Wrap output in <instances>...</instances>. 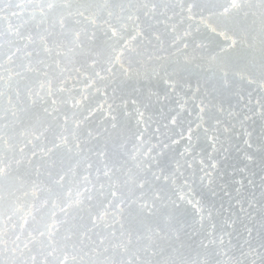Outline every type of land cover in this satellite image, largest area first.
Wrapping results in <instances>:
<instances>
[{
  "label": "snow or ice",
  "instance_id": "snow-or-ice-1",
  "mask_svg": "<svg viewBox=\"0 0 264 264\" xmlns=\"http://www.w3.org/2000/svg\"><path fill=\"white\" fill-rule=\"evenodd\" d=\"M253 7L252 0H207L206 5L199 0H0V187L9 182L8 197L0 194V264H41L39 256L52 257L55 264H264V0L261 75L248 81L261 93L255 99L249 93L239 111L196 97L183 118L180 110L164 114L162 109L160 122L145 117L149 105L129 112L117 94V81L139 75L133 64L143 63L144 39L153 47L167 40L185 53L187 64L186 50L195 39L189 40L192 25L184 28L185 21L200 15L201 23L212 18L231 30L242 17L255 15ZM98 40L107 54L105 75L97 71ZM153 73L173 93L180 87L168 68ZM221 80L223 87L231 86L226 71ZM100 82L106 95L116 85L107 104L111 128L127 129L118 133L113 151L107 143L89 147L91 141L81 138L82 125L95 112L87 101L93 91H101ZM168 99L166 93L157 103ZM173 127L181 129L179 140H161ZM238 131L246 163L237 170L243 178H233L239 185L233 193L217 185L214 154L238 147L232 145ZM108 132L105 128L94 136L89 131L87 137L99 144ZM180 140L186 141L183 150L167 156L166 149ZM73 153H95L103 165L87 163L89 175L96 173L95 183L83 177L75 199L55 159ZM36 157L48 166L53 185L41 207L59 206V218L38 220L31 211L41 199L38 185L13 175L22 167L39 174ZM73 206L83 213L75 224L67 219Z\"/></svg>",
  "mask_w": 264,
  "mask_h": 264
},
{
  "label": "rangeland",
  "instance_id": "rangeland-1",
  "mask_svg": "<svg viewBox=\"0 0 264 264\" xmlns=\"http://www.w3.org/2000/svg\"><path fill=\"white\" fill-rule=\"evenodd\" d=\"M199 1H200V0H199ZM202 1L204 2L205 0H202ZM252 2H253V4H254V7L251 9V12H255V13L258 14V16H259V11H260V0H252ZM254 8H255V11H254ZM252 10H253V11H252ZM257 11H258V13H257ZM206 14H207V13H205L204 16H206ZM256 14L254 15L255 17H254L253 15H250V16H252V17H246V18L242 17L241 20L243 21V23H242V21H241L240 23H242V25H243V24H245V25H243V26L241 25V26H240L241 29H240V27H236L237 29H236L235 27L232 28V29H235V33L239 32L240 30L242 31V32H240V33L243 35V39H242V40H241L242 37H240V36H241L240 33H239V35H240V36H239L238 33L235 34V33L233 32V30H230V31H229V29H228V31H229V32H228L227 29L223 28V25H221L220 23H219L220 26H219V25L217 26L216 31H210V32H209L210 34H212V38H213L212 40H211V38L209 37V36H211L210 34H208V33L205 34L207 38H206L203 34H200L202 31H204V29H202L201 27H200V28L198 27V28L194 29V30H193V33H192V36H195V37H192V36H191V37H189V40H190V39H191V40H192V39H195V40L197 41V42L195 41V44H196V43L198 44V42L201 43L202 41H204V43L206 44V40H207L208 43H210V41H211V43H212L213 41H214V42H213L212 44L210 43L209 46H208V44H206L208 47H210V46L212 45V46H211V49L208 48V50H207V46H205V44H202L203 42L201 43V44L203 45V47H202L201 44H198L199 47H202V48H197L198 51L201 52V53L199 52L198 54H195L197 50H196L195 52H192V51H194V48L196 49V46L194 47L195 44H194V45L192 44L193 47H192V45H190V47H192L193 49L189 47V48L186 50V55H187L188 59H189L190 61H191V60H192V61H191V63H187V64L183 63V62H184L183 60L185 59V53L178 54V53H180V52L177 53V51H172L173 54L176 53V54L174 55V57H173V54H172L170 51H171V50H175V48H174V49H171L170 51L168 50V52L165 50L164 47H161V46H160V47H153V49H152V45H149V46H148L147 44H149V43L146 44V41L148 42V40L144 39L145 43H144V41H142L141 43H144V44H141L142 46L140 45V47L143 49V55H142V57H140V58H141V59H144L145 63H142V65H141V64H139V65L136 64L137 66H136L135 64H133V65H134L133 68H136V69H137V68L140 66V67L142 68V69L140 68L142 71L145 69L147 72L144 73V71H145V70H144V71L141 73V70L139 69V75H137V76H136V75H133L131 78H127V77H126V79L123 80L124 84L122 83V80L117 81V83L120 82V83H119V84H120V89H119V92H118L117 94H118V95L120 94V96H124L125 100L128 101V102H127V110L131 111L130 109H132L133 111H131V112H134L135 107H137L136 105L139 106V103L143 102L144 100H145L144 103L147 104V105H149L150 103H147L146 101L148 100V102H149L150 100H149V98L147 99V96H146V95H149V96H152V97L155 96V97H154V98H155L154 101L151 99L152 102H153V103L151 102L152 106L155 105V104L157 103L156 100L159 98L158 95L160 96V94H161V93H159V92H160V90H159V89H160V88H159V87H160V84H158V83H160L161 80L159 79L160 82H158V81H159V80H157L158 78H156V76H154V73H153L152 71H153V69H156V68H157L156 71H160L161 68H158V67H165L164 65H168L167 63H169V65H168L166 68H168V71H169V72L172 71V68H173V67H175V68H173V70H175L176 67L178 68L179 65H180V66H179V69H180L181 64H178V62H179V63H183V64H185L187 68H186L185 66H183V64H182L183 67H181V68H184V71H185V73L183 72V73L186 75V76H185V80H186L187 77L190 76V77H189V80H190V78H193V79H194L193 81L190 80V82L192 81V84H194L196 87H197L196 84H198V82L195 81V78H198V79L200 80V78H203L204 75L207 73L206 76H205V78L208 79V75H211L210 72H212V75L209 76V78L211 77L209 80H210L211 83L213 82V85H212L210 82L207 83L208 80L203 81V80L201 79L203 82H205V84H206V83H207V85L209 84L208 87H207V85H206V87H205V86H203V85H205V84H203V82H200L201 80L199 81L200 84H203V85H201L199 88H201V89H203V88H209L210 91L212 92V95L215 94L216 92L220 91L219 89L223 88V87L221 86L222 84L220 85L221 88H220V87L217 88L216 86H217L219 83H215V82H217V81L221 83V81H222V80H221V77H222L221 72H222V74H223V72H225V71L228 72L229 68H232V67H234V68H232V69H235V67L239 64V65L236 67L238 70L235 69V71L233 72V70L230 69L232 74L230 73V70H229V73H228V74H229L228 76H229V78H230V79L228 78V80H230V83H231V82H232V83L234 82V83H233V87H231V88H232V91H233L234 94H232L231 88L229 89V87L227 88V90L229 91V93L231 92V94L227 93L228 91H227L226 89H221L223 97L219 96V97H221V99L219 98L220 100H218L217 97H218V95H219L220 93H219V94L216 93V94H217V97H215V96H216V94H215L214 98H213V96H212V98H211V97H209V95H211V92L208 91L209 89H205V91H204V89H203L202 92H201V91H199V92H201V94H202V93H204V94L206 93V94H207L208 92H210V93H208L209 95L207 94V96H206V97H209V98H210V99H208L207 101L211 100V101L213 102V104H217V102H221L223 105H225L224 108L227 107V104H226V103L229 102L227 108H229V107L231 106V107H233V109L236 108V110H238V111H239V109L241 108V106H243L242 103H239V100H241V101L246 100V97H248L247 95H249V94H248V93H249V91H248L249 89H250L251 91L254 90V92H253L252 94L254 95V99L257 98V97L259 96V93L261 92V90H259L260 92H258V88H259V87H258L256 84H253L255 87H256V86L258 87V88L256 87V88H257V92H256V88H255L253 85H247V88H246V85H244V84H246V83L248 82V80L252 79L253 77H255L256 79H257V77H258V79H259V78H260V75H261V74H259V72H260V71H259V70H260V69H259V68H260V62H259V60H261V47H262V45H260V44H261V40H259V39H260V38H259L260 35H258V33L260 32V30H258V29H259V23H258V22H259V17H258ZM199 17H200V16H199ZM199 17L197 18V17L195 16L194 18H195V19H199V20H201L202 18H201V17L199 18ZM206 17H207V16H206ZM253 17H254V18H253ZM256 17H257V20H258V21L255 20ZM194 18H193V19H194ZM243 19H245V20H243ZM248 19H250V20H248ZM252 19L255 20V25H256V27H255V25L252 24V23H253ZM246 20H248L249 22L246 21ZM251 21H252V22H251ZM245 22H246L247 24H246ZM256 22H257V23H256ZM257 24H258V25H257ZM244 26H246V27L243 28ZM247 26H249V27L247 28ZM251 26H252V27H251ZM253 26H254V29H252ZM257 26H258V27H257ZM219 27H220L222 30L224 29V30H223L224 32L226 31V32H228V33H224V32L222 31V34H224V35H222V34L220 33L221 30H220ZM250 27H251V28H250ZM238 28H239V31H238ZM257 28H258V29H257ZM198 29H199V30H198ZM255 29H257L258 32H257V30H255ZM218 30H219V32H218ZM248 30H249V31H248ZM252 30L255 31L254 34L252 33V32H253ZM231 31H232V32H231ZM245 31H248V32H246V37H248V38H245V39H247V40L244 39V37H245V36H244V35H245V34H244ZM217 32H218L219 34H221L222 36L219 37V34H217ZM215 33H216L218 36H217ZM230 33L235 34L236 36H235V35H234V36L232 35V36H233V38H232V37H230L231 35H229V37H228L227 35L230 34ZM248 33L251 34V35H248ZM255 33H256V35H255ZM213 34H214L215 36H214ZM225 34H226V35H225ZM252 34H253V35H252ZM259 34H260V33H259ZM197 35H198L199 37H198ZM201 35H202V36H201ZM207 35H208V36H207ZM203 36H204V37H203ZM216 36H217V37H216ZM225 36H227L228 39H229V38L231 39V40L229 39V43H230V44H229L228 41H227V43H228L229 46L226 45L227 43H225L226 40H227V37H225ZM237 36H239L240 39H238ZM256 36H258L259 39H258ZM197 37H198V38H197ZM202 37H203V38H202ZM214 37H216V39L218 38L217 40L219 41V44H220V45H219V44H216V41H217V40H216ZM221 37H222V38H221ZM234 37L237 38L238 40L235 39ZM252 37H253V40H254V41L251 39ZM200 38H202V39L205 38V40H202V39L200 40ZM209 38H210V40H209ZM223 38H225L226 40L224 41ZM255 38H256L257 40H256ZM222 39H223V40H222ZM232 39H233V40H232ZM234 39H235V40H234ZM239 40H240V41H239ZM244 40H245V42L247 41V43H245ZM248 40H249V41H248ZM200 41H201V42H200ZM218 41H217V42H218ZM233 41H235V43L237 42V44H235ZM222 42L225 44V45L223 44L224 46L221 44ZM241 42L244 44V46H245L246 48H244V49H243V48H240L241 46L244 47L243 44H241ZM254 43H255V44H254ZM259 43H260V44H259ZM197 44H196V45H197ZM213 44H216V46H217L216 49H215L216 46H215V45L213 46ZM231 44L233 45V46L231 47L232 49L229 48V47L231 46ZM234 44H235V45H234ZM238 44H239V45H238ZM240 44H241V45H240ZM246 44H247V45H246ZM250 44H254V46H253V45H250ZM143 45H144V46H143ZM218 45H219V46H218ZM248 45H249V46H248ZM256 45H257V46H256ZM258 45H259V46H258ZM147 46H148V47H147ZM222 46H223V47H222ZM225 46H226V47H225ZM238 46H239V47H238ZM251 46H252V47H251ZM255 46H256V48H255ZM260 46H261V47H260ZM149 47H150V48H149ZM220 47L223 48V49H221ZM148 48H149V50L151 49V51H148ZM158 48H159V49H158ZM160 48H161V49H160ZM163 48H164V49H163ZM219 48H220V50H219V52H218L219 54H218V53H217V49H219ZM224 48H225V50H224ZM154 49H155V50H154ZM200 49H201V50L203 49V50L201 51ZM213 49H214L215 51H214ZM226 49H227V50H226ZM236 49H241L242 51H246V50H247V51L241 53V50H238V53H236V52H237ZM248 49H249V50H248ZM256 49H257V50H256ZM259 49H260V50H259ZM146 50H147V51H146ZM189 50H190L191 52H190ZM205 50H206L208 53H206ZM210 50H212V51H210ZM221 50L224 51V52H222ZM234 50H235V51H234ZM253 50H254V52H253ZM102 51H103V49H102ZM145 51H146V52H145ZM155 51H156V54L154 53ZM161 51H162V52H161ZM198 51H197V52H198ZM230 51H233V52H230ZM248 51H249V52H248ZM251 51H252V53H251ZM149 52L152 53L153 56L156 55V57H153L152 55H150ZM163 52H164L165 54H164ZM174 52H175V53H174ZM209 52H210V53L212 52V53L210 54L211 56H212V54H213L214 52H216L215 55L213 54L214 56H212L213 58L215 57L216 60H215V59L213 60V58L210 57ZM227 52H228V53H227ZM167 53L169 54L168 56L166 55ZM170 53H171V54H170ZM204 53H205L206 55H205ZM220 53H221V56H220ZM229 53L232 54V56L229 55ZM233 53H234V54H233ZM235 53H236V54H235ZM243 53H244V54H243ZM248 53H249L250 56L248 55ZM250 53H251V54H250ZM146 54H147V55H146ZM192 54H193L194 56H192ZM217 54H218V56H217ZM237 54H239V55L237 56ZM241 54H243V55L240 56ZM254 54H255V55H254ZM259 54H260V55H259ZM106 55H107V54L103 52V54H101V56H99V59H101L100 61L104 62V61L106 60V57H105ZM149 55H150V56H149ZM161 55H162V57H161ZM177 55H178V56H177ZM181 55H182V56H181ZM190 55H191L192 57H191ZM200 55H202V56H200ZM204 55H205V56H204ZM223 55H226L227 58H226L225 56H223ZM235 55H236V56H235ZM244 55H245V56H244ZM251 55H252V56H251ZM158 56L160 57L159 59H158ZM164 56H165V57H166V56L168 57L167 60H166V58H165ZM180 56H181L183 59L180 58ZM197 56H200V57H198L199 59H198V58H193V57H197ZM203 56H204L206 59H205ZM207 56L210 57V58H209V57H208V58L210 59L211 62L208 60ZM216 56H217V57H216ZM229 56H230L231 58H229ZM239 56H240V57H239ZM253 56H254V57H253ZM100 57H101V58H100ZM149 57H152V60L155 59L154 62H152V60L150 61V58H149ZM172 57H173V58H172ZM175 57L178 58L179 61H177V59H176ZM223 57H224V58H223ZM243 57H244V58H243ZM246 57H247V59H246ZM251 57H252V58H251ZM257 57H258V59L260 58V59L258 60V62H257V60H255V58L257 59ZM146 58H147V60H146ZM201 58H202V59L204 58L205 60H202ZM211 58H212V60H211ZM220 58H223V59L220 60ZM225 58H226V59L229 58L228 60H230V61H231V64L233 63L234 66H230V65H231L230 62H229L228 60H227V61L224 60ZM234 58H235V60H234ZM238 58H239V60H238ZM248 58H249V59H248ZM97 59H98V57H97ZM148 59H149V61H148ZM156 59H157V60H156ZM162 59H163V61H162ZM164 59H165V60H164ZM170 59H172V60H174V61H175V59H176V61H175L176 63H174V62H173L172 60H170ZM193 59L196 61V62H195V65H194V63H193ZM197 59H198V61H197ZM243 59H244V61H243ZM159 60H160L161 65H159V64H160V63L158 62ZM180 60H182L183 62L180 61ZM206 60H208V61H206ZM218 60H219L220 62H218ZM222 60H223V61H222ZM233 60H234V61H233ZM246 60H248V61H252V63L250 64V67L248 66L250 62L248 63V62H246ZM144 61H143V62H144ZM161 61H162V62H161ZM165 61H166V62H165ZM171 61H172V63H174V64H172V65H174L173 67H172V65H171V63H170ZM199 61L202 62V63H200L201 65H203V63H204L203 61H206V62H207L206 67H207V68L210 67V64H211L212 67H215L216 65H217V67H218L219 65H221V66H219L220 69H219V68H218V69H215L216 67H215V68H212V67H211L210 69L208 68V69H209V70H208L207 68H205V64H204V65H203V66H204L203 68H205V69H203V68L201 67L200 64H197ZM232 61H233V62H232ZM156 62H157V63H156ZM206 62H205V63H206ZM213 62H214V63H213ZM217 62H218L219 65L217 64ZM222 62H223V63H222ZM224 62L227 64L226 66H225V63H224ZM238 62H239V63H238ZM241 62H243V63H241ZM253 62H254V66H253ZM147 63H148V64H147ZM149 63H150V64H149ZM152 63H153V64H152ZM155 63H156V65L158 64V67H157L156 65L154 66ZM208 63H209V65H208ZM245 63H246V64H245ZM256 63H257V64H256ZM105 64H107V63H105ZM105 64L100 65V67L98 66L99 68L97 67V68H98L97 71L102 72L101 75H105V73H104L103 70H102L103 67H106V66H107V65H105ZM144 64H145V65H144ZM175 64H176V65H175ZM190 64H191V66H192V65L194 66V69H192L191 66H188V65H190ZM212 64H213L214 66H213ZM222 64H224V65H222ZM229 64H230V65H229ZM240 64H241V65H240ZM243 64H244L246 67L243 66ZM247 64H248V65H247ZM147 65H148V66H147ZM177 65H178V66H177ZM235 65H236V66H235ZM146 66H147V69L144 68V67H146ZM152 66H153V67H152ZM169 66H170L171 68H170ZM193 66H192V67H193ZM195 66H196V70H195ZM199 66H200V68H199ZM224 66H225L228 70H225L226 68H225ZM227 66H229V68H228ZM252 66H253V67H252ZM255 66L258 67V69H259L258 71H257V68H256ZM149 67H150V68H149ZM240 67H241V68H240ZM243 67H245V68H243ZM190 68H191V70H190ZM201 68H202V70H200ZM100 69H101V70H100ZM150 69H151L152 74H151V72H150ZM158 69H159V70H158ZM179 69H177V70H178V75H179V73H181L180 75H184L182 72H180L181 70H179ZM185 69H186V70H185ZM206 69H207L208 71H210L211 69H212V70H211L210 72H207ZM213 69H214V70H213ZM221 69H222V70L224 69V70L222 71ZM241 69H243V72H244V73H241V71H242ZM244 69H245L246 71L248 70L249 73H250V71H251V73H253V71H252V69H253V70H254V73L257 74V75L255 76L254 73H253V74H249V73H247L248 71L246 72V71H244ZM189 70H190V72H194V73H192L193 75L197 73L196 76H194L195 78H194V77H191L192 74L190 75V73H187V72H189ZM192 70H193V71H192ZM215 70H216L217 72L220 71V74H219V72L217 73ZM239 70H240V71H239ZM182 71H183V69H182ZM201 71H202V72H201ZM204 71H206V72H204ZM236 71H237V72H236ZM149 72H150V73H149ZM173 72H174V71H173ZM176 72H177V71H176ZM176 72H175V73H176ZM214 72H216V73H214ZM256 72H258V73H256ZM175 73H174V75H173V80H174V78H175L174 81H178V82H179V80H180L179 84H181V78H178V77H182V76H178V77H176V76H175ZM186 73H187V74H186ZM237 73H239V74L241 73L240 77H242L245 73H246L248 76L244 75L243 77H245V78L242 77V79H240V77H239V75H238ZM141 74H143V75H141ZM147 74H149V75L146 76ZM150 74H151V76H150ZM161 75L163 76V73H162V72H161ZM176 75H177V74H176ZM197 75H198V76H197ZM199 75H200V78H199ZM202 75H203V77H202ZM215 75H216V76H215ZM217 75L219 76V79H220V80H219V79L217 80V78H216ZM230 75H231L232 77H230ZM234 75H235V76H234ZM250 75H252V76H250ZM138 76H139V77H142V78H137ZM149 76H150V77H154V80H155V78H156V80H155L156 82L151 81V78H150ZM214 76H215V77H214ZM233 76H234V79H233ZM236 76L240 79L239 81H240L241 84H243L244 87H245V88L243 87L244 89L242 88L243 91L245 90L243 95H245V92H246V94H247V95L245 96V98H244L243 95L239 94V93H243V91L240 90L241 87H242L243 85H240V82L237 80L238 78H237ZM133 77H134V78H133ZM135 77H136V78H135ZM146 77H147V80H145ZM247 77H248V78H247ZM148 78H150V82H149V79H148ZM176 78H178V80H177ZM205 78H203V79H205ZM215 78H216V79H215ZM236 78H237V79H236ZM127 79H128V81L130 80V82L126 81ZM135 79H137V80L135 81ZM183 79H184V76H183ZM231 79H232V80H231ZM235 79H236V81H235ZM243 79H244V81H246L247 79H248V80H247L246 82L243 81V83H242L241 80H243ZM142 80H143L144 82H143ZM187 80H188V78H187ZM187 80H186V81H187ZM189 80L187 81V83L184 82V80H182L183 82H182V85L180 86V88H181V87H183V88L180 89V88L178 87L177 90L179 89L180 92H178L177 90H176V92H175L176 94L178 93L177 96H176V94L174 95L175 97H180V98H181L180 95L183 94V95H182V100H180V99H178V98H175L174 100H173V98L171 99L170 96L173 97V95H170L169 91H171V93H172V90H171L170 88H168V91H167L165 88H167L168 85L165 84V85L163 86L164 82L161 83V86L164 87L163 89L161 88V89H162L161 92H163L161 96H163V94H164L163 97H165L166 92L169 93V98H170L171 100H169V99H168V101L166 100L168 103H167L166 101H164V102H166V105H167V104H168V105L170 104V106L167 107V108H165V107H166V106H164L165 104H162V105L159 104L161 107H159V108L157 107L158 111H156V109H155V108H156V105H155L154 107H152V106H148L147 108H151V107H152L151 109H153V110L155 109V110H154V112H152L153 110L151 111L150 109H147V110L145 111V113H146V114H145V117H146V115L149 116L147 113L150 111V112H152V113L149 112L150 116H151V114H152V115H153L152 117L155 118V116L158 114V115H161V118H162V114H159V113H161V112H159V111L162 110V109H163V111H164L165 109H167V111H170V110H172L173 108H175V107L172 108L173 105L176 106V109H177V110H179V109L181 108L180 110H181L182 118H183V116L186 114V113H185V109H187V111H192V110H191V109H192V104H191L192 101H190V100H191L190 98H193V97H194V95H193L194 93H193L192 91H189V90H190V88H191V90L194 91V87H195V86L193 85V86H194L193 88H192L191 86L188 88V82H189ZM196 80H197V79H196ZM214 80H215V81H214ZM216 80H217V81H216ZM134 81H135V82H134ZM140 81H142V85H141ZM145 81H146V82H145ZM197 81H198V80H197ZM125 82H126V84H125ZM137 82L140 83V86L137 84ZM148 82H149V83H148ZM151 82H152V83H151ZM153 82H154L155 84H154ZM190 82H189V85H192ZM193 82H194V83H193ZM235 82H237V83H235ZM101 83H102V84H101ZM101 83H100V87H101V89H103V90H101L100 92H95V91H94L93 94H92L91 97H90V99H91L92 97H94L95 95H97V96H95V99L92 98L94 101H93L92 99H91V100L89 99V101H87V103H90V104L93 105V106L97 103V104L94 106L96 112H95L94 115H93V119H92V116H91V117L89 118L90 121L87 122V123L85 122V124L82 125V128H85L86 133H87L88 130H89V131L91 130V132H93L92 129L95 130V128H96V130H98L97 128L100 129L101 127H103L102 130L100 129L101 131L98 130V131L96 132V133H97L96 135H98V134H103V133H104L103 129H105V127H106L105 125H107V124H106V121H108V118H107V115H108L107 110H108V108H107V110H106V106H107V104H108L109 102H111V100L108 99V98H109V97L111 96V94H112V93H108V92H112V87H113V86H116L115 84H113L111 87H108V89H107V90H108V91H107V96H106V95H105V92H104V87H106V85H105L104 82H101ZM121 83H122L123 87H122ZM129 83H132V85L130 84V86H129V85H128ZM133 83H135V84H133ZM145 83H146V84H145ZM147 83H148V85H149V86H148L149 88H151V87H150L151 84H152L154 87H156V88H154L155 90H153V86H152L151 90L148 89V87L146 88ZM185 83L187 84V89H185V87H186V85H184ZM214 83H215L216 86H214ZM136 84H137V85H136ZM157 84H158V85H157ZM210 84L212 85L211 87H210ZM234 84H235V85H236V84L240 85V86H239L240 88L238 87L239 89H237V86H238V85L235 86L236 91H235V89H234ZM104 85H105V86H104ZM144 85H145V88H144ZM125 86H126V87H125ZM127 86H128V87H127ZM132 86L135 87V88H137V89H135V88L131 89ZM141 86L144 88L143 90H141V89H142ZM158 86H159V87H158ZM184 86H185V87H184ZM213 86H214V91L211 90V89H213V88H212ZM231 86H232V85H231ZM249 86H252L253 88H252V87H249ZM102 87H103V88H102ZM121 87H122V89H121ZM124 87H125V88H129V87H130L129 89H131V90H130L131 92H127L128 94L126 95L125 93H126V90L128 91V89H125ZM140 87H141V89H140ZM202 87H203V88H202ZM110 88H111V89H110ZM158 88H159V89H158ZM248 88H249V89H248ZM145 89H146V91H145ZM184 89H185V90H184ZM195 89H198V88H195ZM201 89H200V90H201ZM135 90L137 91V93H135V95H136V94H139V91H140V90H141V91H140L141 93H142V91H143L142 94L140 93V94L138 95L140 100H138L137 98H135L137 95L135 96V95L131 94V93H132L133 91H135ZM148 90H149V93L146 94V92H148ZM158 90H159V91H158ZM163 90L166 91V92H164ZM186 90H188L190 93L192 92V94L190 95V93H189V92H186ZM206 90H207V92H206ZM216 90H217V91H216ZM238 90H240V92H238ZM246 90H247L248 92H247ZM136 91H135V92H136ZM152 91H154V92H152ZM155 91H158V92L156 93ZM181 91H182V92L184 91V92L182 93ZM223 91H224L227 95H226ZM251 91H250V93H251ZM194 92H195V94H200L199 92H197V90L194 91ZM214 92H215V93H214ZM255 92L258 93V95H257V94H254ZM133 93H134V92H133ZM144 93H145V94H144ZM150 93H151V95H150ZM154 93H155V95H152V94H154ZM179 93H181V94H179ZM187 93H188L189 97H187V96H188ZM235 93H236V94L238 93L239 95H241V96H239V95L237 94V97L239 96L240 98H239V97L237 98L236 96H233V95H236ZM129 94L132 95V96L130 97ZM143 94H144V96H143ZM173 94H174V93H173ZM204 94H202V95H204ZM252 94H251V95H252ZM108 95H110V96L108 97ZM128 95H129V98L127 97ZM141 95H142V96H141ZM156 95H157V99H156ZM184 95H185L186 97H185ZM224 95H225L226 97L228 96L227 98H229V99H227L226 97H224ZM253 95H252V96H253ZM256 95H257V97H256ZM138 96H137V97H138ZM149 96H148V97H149ZM183 96H184V98H183ZM195 96H196V95H195ZM198 96H199L201 99H205V102L207 103V101H206L207 98H206L205 96H204L203 98L201 97V95H198ZM198 96H196V97H198ZM132 97H134V98H132ZM140 97H141V98H140ZM163 97H162V100L164 99ZM234 97L236 98V99H234V100H236L235 102L237 103V104H236L237 106H235V107H234V105H233V106L231 105V103L233 102V100H231V98H234ZM241 97L244 98V99L242 100ZM99 98H101V101H104V102L107 101V103H106V102H105V103H104V102H101V103H100V102L98 101ZM144 98H146L147 100L144 99ZM185 98H186V99H185ZM216 98H217V99H216ZM223 98H224V99H223ZM225 98H226V99H225ZM96 99H97V100H96ZM132 99H136V101L138 100V102H137L138 104H136L135 106H133V105L131 106V104H129V103H131ZM160 99H161V98H160ZM183 99H184V100H183ZM194 99H195V97H194ZM213 99H214L215 102L213 101ZM95 100H96V101H95ZM141 100H142V101H141ZM172 100H173V102H174L175 100H177V101H179V103H176V102H175V104H174V103L172 102V103H173V104H172V103L170 102V101H172ZM185 100H186V101L189 100V101H188V102H189L188 105H187V103H186V104L183 103ZM216 100H217V102H216ZM225 100H228V101L225 102ZM237 100H238V101H237ZM129 101H130V102H129ZM140 101H141V102H140ZM223 101H224V102H223ZM230 101H231V103H230ZM241 101H240V102H241ZM119 102H120V101H117V103H119ZM154 102H155V104H154ZM181 102H182V103H181ZM190 102H191V103H190ZM197 102L199 103V100H197ZM197 102H196V103H197ZM144 103H142V104L144 105ZM221 103H218V105L221 104ZM224 103H225V104H224ZM151 104H150V105H151ZM178 104H180V105H179L180 108H179ZM232 104H234V102H233ZM238 104H239V105H238ZM240 104H242V105H240ZM98 105H104L103 109L97 108L96 106H98ZM128 105H129V107H128ZM181 105H183L184 108H183V106L181 107ZM141 106H142V105L140 104V107H141ZM144 106H145V105H144ZM144 106H143L142 108H145ZM157 106H158V105H157ZM186 106H187V107H186ZM209 106H210V105H209ZM238 106H240V107L238 108ZM94 107H93V108H94ZM170 107H171V108H170ZM190 107H191V109L189 110ZM178 108H179V109H178ZM227 108H226V109H227ZM96 109H97V110H96ZM99 110H101L102 112L99 111ZM104 110H105L106 112H105ZM142 110H143V109H141V111H142ZM148 110H149V111H148ZM183 110H184V112H182ZM73 111H74V109H73ZM75 111H76V110H75ZM108 111H109V110H108ZM143 111H144V110H143ZM155 111H156L157 113H156ZM165 111H166V110H165ZM165 111H164V114H167V111H166V113H165ZM97 112H98V113L101 112V115H99V116H101V118H99V116L97 117V115H96V117H97L99 120H98L97 118H95L97 122H100V121H101L100 127L97 126V125H99V123H97V122L94 120L95 114H96ZM155 113H156V114H155ZM154 114H155V116H154ZM158 115H157V116H158ZM194 115H195V112H193L192 118L195 117ZM105 116H106V117H105ZM157 116H156V117H157ZM159 117H160V116H159ZM159 117L156 118V119H157L156 121H159ZM103 118H104V120H103ZM154 118H153V119H154ZM161 118H160V121L163 119V118H162V119H161ZM91 119H92V120H91ZM106 119H107V120H106ZM102 120H103V121H102ZM105 120H106V121H105ZM154 120H155V119H154ZM93 122H94V123H93ZM95 122H96V123H95ZM161 122H162V121H161ZM88 123L91 124L92 127L89 128ZM102 123H104V125H103ZM86 124H87V125H86ZM94 124H96V125H94ZM108 124H109V122H108ZM93 125L96 126V127L93 128ZM102 125H103V126H102ZM109 125H110V124H109ZM109 125H107L108 128L111 126V125H110V126H109ZM134 125H135V121L132 122V126H133V127H132V130H135ZM85 126H86V127H85ZM104 126H105V127H104ZM256 126L258 127L259 125H255V128H257ZM107 127H106V128H107ZM86 128H87L88 130H87ZM108 128H107V129H108ZM133 128H134V129H133ZM175 128H176V131L181 130V129H178V130H177V127H175ZM175 128H169V129L165 130V132L167 131V132L165 133L167 138H168L170 135H171V137L176 136V133H177V132H176V131L174 132V131L172 130V129L175 130ZM258 129H259V128H258ZM96 130H95V131H96ZM119 130H120V131H119ZM170 130H171L172 132H171ZM83 131H84V129H83ZM110 131H111V127H110ZM118 131H119L120 133H123V132H126L127 129H117V131L115 130V133H114V134L117 135L118 133L116 134V132H118ZM250 131H251V130H250ZM257 131H258V130H257ZM81 132H82V129H81ZM100 132H102V133H100ZM112 132H114L113 129H112V131H111L110 133L108 132L107 135H109V138H110V139H114V138H115V140H116V139H117V136H115V135L113 134V135H114V138H113V135L111 134ZM169 132L172 133V134H169ZM167 133H168V134H167ZM173 133H175V135H174ZM84 134H85V132H84ZM237 134H238V136H240V133H237ZM81 135H83V132H82ZM93 135L95 136V132L93 133ZM107 135L105 136V138L107 137V139L104 138L106 141H104V139H103V137H102V136H104V135H101L102 138H100V143H99L100 146H98V147L101 148V140H102V142H103V143H102V148H104L103 145H105V143H111V144H113V146H112L111 144H108V145L111 146V147L108 146V148H110L109 151H112V150H114L115 147H116V146H114V145H116V144L113 143V142H115V140H113V141L111 140V142H109L110 139L108 138ZM168 135H169V136H168ZM172 135H173V136H172ZM111 136H112V138H111ZM238 136H237V137H238ZM86 137H87V136H86V134H85L84 138L86 139ZM162 137H163V136H162ZM241 137H242V136L238 137V143H237V141H236L237 139H234V142L236 141V144L238 145V147H239V145H241V147L243 148V151H244V147H243L244 144H243V142H242L244 137H243V138H241ZM82 138H83V136H82ZM84 138H83V139H84ZM164 138H165V136H164ZM164 138H162L161 140H165V139H167V138H165V139H164ZM177 138H179V137H177ZM177 138L174 137V139H177ZM87 139L90 140L91 138L88 137ZM108 139H109V140H108ZM107 140H108V141H107ZM177 140H178V139H177ZM239 140H240V141H239ZM90 141H93V139L90 140ZM180 141H181V140H180ZM93 142H94V144H97L96 140H94ZM93 142H92V143H93ZM95 142H96V143H95ZM185 142H186V141H185ZM185 142H184V140H182V141H181L182 145H183ZM232 142H233V141H232ZM239 142H240L241 144H240ZM94 144H93V145H94ZM90 145H91V143L89 144V147H93V148L97 146V145H95V146H92V145L90 146ZM174 145H175V148H177V150H182V149H183V147L181 146V144H174ZM177 145H178V146L180 145L179 148L177 147ZM232 145H233V143H232ZM234 145H235V143H234ZM172 146H173V145H172ZM98 147H97V148H98ZM173 147H174V146H173ZM173 147L169 149V153H168V152H166V153L170 154L171 156L174 155V154L176 153L175 151H177V150H175V148H173ZM181 147H182V149H180ZM238 147H237V148H238ZM241 147L238 148L239 151L237 150L238 152L241 151L240 153H242V149H241ZM113 148H114V149H113ZM232 148H233V149L235 148V149H234V152H236V149H237V148H236V147H232ZM232 148H231V150H232V153H233V154L230 153L231 151L229 152L230 154L228 153L227 155H226V154H224V155H222V154L220 155V154H219V155H220V160H221V158H222L223 156L227 157L228 155H230V156H228L229 159H230V161H228V157H227V160H226V162H228V165H229L228 168H227V166H226L227 163H225V166L223 165V163L225 162V159H226L225 157H223L222 161H220V160H219V155H218V154H214V155H217V156H218V161H220V163L224 161V162L221 163V164L219 163L220 165H222L221 167L224 166V167H223V168H224V173H222L223 171H220L221 173L219 172V174H218V170H222V169H223V168H220V165L218 164V165H219V166H218L219 168L217 169L216 175L218 174L219 177L217 176V178H218L217 180L222 179V178H223L222 176L225 175V174H227V172H228V177L225 175V177H226V179H227V182H228L229 185L233 183L231 186H229L228 184H226V186H225L224 184L227 183V182H224V180H225V178H224L223 180H219L220 182L218 181V182H219V185H221L220 183H224V184H222V185H224L225 187H227V185H228V186H229V187H228L229 190L232 189L233 192H234V189H235L236 187H239V186H237L238 184H237V185L235 184L236 186H234V182H232L233 179H228V178H229L234 172H235V173H238V171L236 172L235 169H237V168L239 169L241 165L245 166L244 163H246V162L244 161V163H242L243 161L240 162V161L238 160L239 157L241 158V160L243 159L242 156H244V152H243V154H242V156H241V154L238 153V152L234 153ZM111 149H112V150H111ZM173 149H174V150H173ZM240 149H241V150H240ZM210 150H211V149H210ZM166 151H168V150L166 149ZM73 154H74V153H73ZM73 154H71L72 156L70 155L71 160H72V157H74V155H75V154H74V155H73ZM92 154H93V153H91V155H92ZM168 154H167V156H168ZM231 154H232L233 157L235 156L234 158H236V159H234V161L232 160L233 158L231 159V157H232ZM235 154H236L237 156H236ZM238 154H240V155H238ZM88 155H90V153H88L87 155H80V156H78L77 158H76V156H77V155H76V156L74 157V159H73L71 162L69 161L70 159H68V156L65 157V156H63L62 154H61V155H58L57 157H58L61 161H64V159H66L64 162H59L60 160H59L57 157H55V159H56V158L58 159V160L56 159V161H58V163H57V167H59V168H60V166H62L61 168H63V166H65V165H68V166H69V164H70V166H71V165H74L75 162H74L73 164H72V162L75 160V158H76V159H79V160H77V161H76L77 164H75L76 166H78V168H77L76 166H74V167H75L76 169H79L80 166L83 168V169H82V168L80 167V169H79L80 171H77V170H75L74 168L72 169L73 166L70 167L71 170L68 169V166H67V172L64 170V169H66V167L63 168V170L67 173V175H68V172L70 173V174L68 175V176H70V178H69V177H68V178H69V182L71 183V184H69V187H70V185L72 186L71 189H70V190H71V197H72V199H75V198H76V185L78 184V183L76 182V177H77V181H81V182H80V184H81L82 181H83L82 178L85 177L84 173L88 172V171H86V168H87L86 166H87V163H88V160H89L88 158L91 157V155H90V156H88ZM170 155H169V156H170ZM94 156H95V158H96L95 153L93 154V158L90 159L91 161H92V160H93V161H92V162L89 161V162L94 163L95 161H97V160L94 158ZM84 157H85V158H84ZM86 157H88V158H87L88 160L86 159ZM37 158H38V157H36V158H32V159H33V166H34L35 168H39L40 171H41V169H42V171L39 173V176H38V173H35V172H34V174H33V171H34V170L30 171V173H29V172L25 171V169H24L23 167L20 168L21 171H19L18 174H17V172H14L13 175L15 176V178H16L17 181L23 180L26 184H32L33 181H34L35 184H36V182H37V183L39 182L40 185H39V184H36V185H38V187L40 188V189L37 188V191H38V192H37V196H40V195H41L40 198H41L42 200H44L43 195H44L45 199L48 198L46 194L48 193V192H47L48 189L52 188V187H50L52 184H51L50 181H49V176H47V174H48V170H49V169H48V166H46V165L42 166V162L39 160V158H38V160H39V161H38ZM224 158H225V159H224ZM67 159H68V162H67ZM36 160H37V161H36ZM86 160H87V161H86ZM235 160H236V161H239L240 163L236 162ZM243 160H244V159H243ZM78 161H79V162H78ZM231 161H232V163L234 162V164H235V162H236V163L238 164L239 167H238V166H235V167H236V168H235V167H234V164H232ZM40 162H41V163H40ZM69 162H70V163H69ZM61 163H62V165H60ZM67 163H68V164H67ZM98 163H99V162H98ZM98 163L95 162V163H94V164H95L94 166H100V165H101L100 163H99V165H98ZM241 163H242V164H241ZM230 164H231L232 166H231ZM240 164H241V165H240ZM58 165H59V166H58ZM79 165H80V166H79ZM102 166H103V165H101L100 167H102ZM232 167L234 168V169H233V172H230V171H232ZM226 168H227V170H226ZM230 168H231V169H230ZM241 168H242V166H241ZM243 168H244V167H243ZM22 169H23L25 172H24ZM229 169H230V171H228ZM238 169H237V170H238ZM68 170H70V171H68ZM72 170L76 171L77 173L75 174V172L73 171L74 174H75V175H73ZM82 170H83V171H82ZM45 171H46V173H45V175H44L43 172H45ZM257 171H259V169H257ZM26 172H27L28 174H27ZM79 172H81V173H79ZM83 172H84V173H83ZM21 173H22V174H21ZM41 173H42V174H41ZM71 173H72V174H71ZM93 173H94V174H93ZM77 174H78V175H77ZM81 174H83L84 176L82 177ZM220 174H221V176H220ZM230 174H231V175H230ZM18 175H20V177H19ZM30 175H31V176H30ZM76 175H77V176H76ZM86 175H89V174L86 173ZM93 175H96L95 171L92 172V175H89V177L92 178V181H93V183H94V180H95L94 178H95V177H93ZM22 176H23V177H25V176L28 177V178H29V179L27 178L28 182H27L26 178H25V180H24V178H23ZM71 176H74V178H72ZM75 176H76V177H75ZM91 176H92V177H91ZM239 176H240V175H239ZM239 176H238V174H236V178H239ZM18 177H19V178H18ZM21 177H22L23 179H20ZM30 177H33V178H32L33 180H32ZM81 177H82V178H81ZM89 177H88V178H89ZM231 177L235 178V174H233ZM231 177H230V178H231ZM241 177H242V175H241ZM71 178H72V180L74 179V181H75L77 184H76L74 181H72ZM90 178H89V180H91ZM236 178H235V179H236ZM93 179H94V180H93ZM241 179H242V178H241ZM258 179H259V177H258ZM228 180H229V181H228ZM236 180H238V179H236ZM41 181H42V182H41ZM230 181H231V182H230ZM5 182L7 183L8 181L6 180ZM43 182H44V184L46 183L48 186H47L46 184H45V185L42 184ZM48 182H49V183H48ZM6 183H3L2 187H0V194L4 195L5 198H7L8 195H9V186H6V185L9 184V182H8L7 184H6ZM49 184H51V185H49ZM83 184H84V182H83ZM83 184H82V185H83ZM41 185H42V186H41ZM217 185H218V183H217ZM43 186H44V188H42ZM46 186L49 187V188L47 189ZM52 186H53V185H52ZM98 186H99V184H98ZM98 186L96 185L97 188H98ZM232 186H234L235 188H232ZM6 187H7V188H6ZM87 187L91 188V187H92V184H88ZM44 189H46V190H44ZM12 190H15V189H12ZM39 190L43 191L44 194L42 195V192L39 191ZM218 190H219V188H217V191H218ZM232 190H231V191H232ZM61 191H62V190H61ZM63 191H65V190H63ZM205 191H206V190H205ZM257 191H258V190H257ZM258 192H259V191H258ZM258 192H257V193H258ZM117 195H119V193H117ZM258 195H259V194H258ZM258 195H257V196H258ZM102 198H103V197H102ZM102 198H101V199H102ZM206 198H207V197H206ZM41 199L39 200L38 203H41V204H42L43 201H41ZM53 200H54V198H53ZM40 201H41V202H40ZM218 201H219V198H218ZM218 201H217V206L219 205ZM96 202H97L96 200H93V201H92L93 204H95ZM29 203L31 204L32 202L30 201ZM38 203L36 202V204H38ZM56 203H57V205H58L59 202L56 201ZM87 203H88V202L86 201V204H87ZM30 204H29V207H30ZM38 205H39V207H38ZM38 205H37L35 208H31L32 214H33L34 216H36V217L38 218V220L45 219V221H46V219H48V217H49L50 214H52V215H55V214H57V213L59 214V210H56V208H59V206H57V207L54 209V212H53V210L50 208V207H51L50 205L47 206V207H41L40 204H38ZM218 207H219V206H218ZM225 207H227V205H225ZM46 208L48 209V211L50 210V211H52V212H48ZM76 208H77V207H76ZM76 208H75V206H73V207L70 208V209H71V210H72V209H75V211L77 210V211L80 212V210H79V209H76ZM34 209H35V210H34ZM70 209H69V210H70ZM40 210H41V211H40ZM71 210H70V213H71ZM56 212H57V213H56ZM72 212H73L74 214L71 213V216H72V214H73L76 218L73 220V219H72L73 216H72V218H70V220L72 219V220H73L72 223L75 224V223H77V222L79 221V215H78V214L82 215L83 213L81 214V213L77 212V213H78V214H77L76 212H74V210H72ZM34 213H35V214H34ZM49 213H50V214H49ZM58 214H57V218H58V216L61 217L62 214H61V215H60V214L58 215ZM226 214H227V212H226ZM253 215H255V216H259L258 213H255V212H253ZM39 216H40V217H39ZM41 216H42V218H41ZM50 216H51V215H50ZM71 216H70V217H71ZM255 216H254V217H255ZM43 217H46V218H43ZM5 219H6V218H5ZM17 219H19V217H17ZM67 219H69V217H68ZM256 219L259 220V218H256ZM77 220H78V221H77ZM257 226H259V225L257 224ZM98 230H99V229H97V231H98ZM65 231H66V228H65ZM90 235H91V233H90ZM58 239H60V237H58ZM69 249H71V246L69 247ZM40 257H41V258H40ZM4 259H5V261H7V256L4 257ZM38 259L40 260L41 264H48V262H51V264H55V261L53 260L52 257H49V258L47 257V261H48V262L46 261V259H45L44 256H39ZM44 259H45V260H44ZM46 262H47V263H46Z\"/></svg>",
  "mask_w": 264,
  "mask_h": 264
},
{
  "label": "bare ground",
  "instance_id": "bare-ground-1",
  "mask_svg": "<svg viewBox=\"0 0 264 264\" xmlns=\"http://www.w3.org/2000/svg\"><path fill=\"white\" fill-rule=\"evenodd\" d=\"M199 2H200L202 5H206L207 0H205L204 2H203L202 0H200ZM5 7H6V4H5ZM252 11H253V10H252ZM254 11H255V8H254ZM252 13H255V12H252ZM257 13H258V11H257ZM255 14H256V13H255ZM256 15L258 16V14H256ZM195 16L198 18L200 15H195ZM195 16H194V17H195ZM206 16H208V14H206ZM206 16H205V17H206ZM194 17H193V18H194ZM200 17H201V16H200ZM200 17H199V18H200ZM249 17H252V16H249ZM254 17H255V16H254ZM254 17H253V18H254ZM258 17H259V16H258ZM201 18H202V17H201ZM201 20H202V19H201ZM201 20H199V19H195V18H194V19H192V21H185L183 27H184V28H188V25L191 24L192 27H191L190 31H191L192 33H193V30H194V29H196V28H198V27H199V28L201 27L202 29H204V31H202L200 34H203V35L206 37L205 34H207V33L210 34L209 32H210V31H213V30H212L213 28L217 29V26H218V25L220 26L219 22L216 21V20H214V19H212V18L204 19V22H203V23H201ZM243 20H245V19H243ZM248 20H250V19H248ZM248 20H246V21H248ZM253 20H254V19H252V21H253ZM255 20L258 21V20H257V17L255 18ZM241 21H242V20H240V22H241ZM252 21H251V22H252ZM248 22H249V21H248ZM242 23H243V21H242ZM242 23H240V26L242 25ZM245 23H246V22H245ZM256 23H257V22H256ZM258 23H259V22H258ZM246 24H247V23H246ZM252 24H253V23H252ZM243 25H245V24H243ZM243 25H242V26H243ZM254 25H255V24H254ZM257 25H258V24H257ZM240 26H239V27H240ZM245 27H246V26H244L243 28H245ZM248 27H249V26H247V28H248ZM251 27H252V26H251ZM251 27H250V28H251ZM255 27H256V25H255ZM257 27H258V26H257ZM219 28H220V27H219ZM235 28H236V27H235ZM236 29H237V28H236ZM240 29H241V27H240ZM252 29H254V26H253ZM257 29H258V28H257ZM257 29H255V30H257ZM198 30H199V29H198ZM220 30H221L220 33L222 34V31H223L224 29L222 30V29L220 28ZM231 30H233V32L235 33V29H231ZM258 30H259V29H258ZM258 30H257V32H258ZM227 31H228V29H227ZM229 31H230V30H229ZM229 31H228V32H229ZM238 31H239V28H238ZM248 31H249V30H248ZM248 31H245V33H244V34H245V35H244V36H245L244 39H245V38H248V37H246V32H248ZM252 31H253V30H252ZM218 32H219V30H218ZM218 32H217V34H219ZM223 32H224V31H223ZM228 32L225 31L224 33H228ZM231 32H232V31H231ZM240 32H242V31L240 30L239 32H237L238 35H239ZM254 32H255V31H253L252 33L254 34ZM237 33H235V34H237ZM259 33H260V32H259ZM259 33H258V35H260ZM215 34H216V33H215ZM217 34H216V35H217ZM221 34H219V37L222 36V35H224V34H222V35H221ZM235 34L230 33V34H228L227 36L229 37V35H231L230 37L233 38V36H234ZM240 34H241V33H240ZM253 34H252V35H253ZM181 35H183V32H181ZM210 35H211V36H209V37H210L211 40H212V39H213V38H212V34H210ZM213 35H214V34H213ZM225 35H226V34H225ZM232 35H233V36H232ZM248 35H251V34L248 33ZM255 35H256V33H255ZM197 36H198V35H197ZM201 36H202V35H201ZM204 36H203V37H204ZM207 36H208V35H207ZM214 36H215V35H214ZM217 36H218V35H217ZM217 36H216V37H217ZM227 36H225V37H227ZM235 36H236V35H235ZM239 36H240V35H239ZM239 36H237L238 39H240ZM192 37H195V36H192ZM198 37H199V36H198ZM198 37H197V38H198ZM203 37H202V38H203ZM216 37H214V38L216 39ZM228 37H227V40H226L225 38H223L224 41L226 40L225 43H227V41H228V43H229V39H230V38L228 39ZM240 37H242V38H241V40H242V39H243V35L241 34ZM256 37L258 38V36H256ZM202 38H200V40H201ZM206 38H207V37H206ZM210 38H209V40H210ZM221 38H222V37H221ZM234 38H235V37H234ZM259 38H260V36H259ZM259 38H258V39H259ZM101 39H102V34H101ZM217 39H218V38H217ZM217 39H216V40H217ZM223 39H222V40H223ZM235 39H237V38H235ZM235 39H234V40H235ZM238 39H237V40H238ZM251 39L253 40V37H252ZM255 39H256V38H255ZM146 40H147V39H146ZM190 40H191V39H190ZM202 40H205V38L202 39ZM230 40H231V39H230ZM232 40H233V39H232ZM245 40H247V39H245ZM245 40H244V42H245ZM256 40H257V39H256ZM259 40H261V39H259ZM143 41H144V40H143ZM195 41H196V40H195ZM217 41H218V40H217ZM217 41H216V44H219V41H218V42H217ZM239 41H240V40H239ZM248 41H249V40H248ZM253 41H254V40H253ZM196 42H197V41H196ZM200 42H201V41H200ZM202 42H203V43H202ZM202 42H201L202 44H205L204 41H202ZM213 42H214V41H213ZM213 42H212V43H213ZM233 42H234V41H233ZM144 43H145V41H144ZM144 43H141V44H144ZM147 43H148V42L146 41V44H147ZM201 43L198 42V44H201ZM210 43H211V41H210ZM210 43H208L207 40H206V44H208V46L210 45ZM212 43H211V44H212ZM228 43H227L226 45H228ZM245 43H247V41H246ZM97 44H98L99 47H100V51H98V52L96 53V56L98 57V60L100 61L101 59H99V56H101V54H103V51H102V49H103V45L100 43L99 40L97 41ZM153 44H155L154 41H153ZM196 44H197V43H196ZM196 44H195V45L193 44L194 47L196 46V49L194 48V51H192V52H195L196 50L198 51L197 48H202V47H203L202 44H201L202 47H199V46H197L198 44H197V45H196ZM206 44H205V46H207ZM216 44H213V46H214V45L216 46ZM221 44L223 45L224 43L222 42ZM229 44H230V43H229ZM235 44H237V42H236ZM235 44H234V45H235ZM241 44H243V43L241 42ZM241 44H240V45H241ZM254 44H255V43H254ZM254 44H250V45H253V46H254ZM259 44H260V43H259ZM147 45L149 46V44H147ZM193 45H192V47H193ZM219 45H220V44H219ZM219 45H218V46H219ZM224 45H225V44H224ZM224 45H223V46H224ZM238 45H239V44H238ZM246 45H247V44H246ZM260 45H261V44H260ZM141 46H142V45H141ZM143 46H144V45H143ZM148 46H147V47H148ZM160 46H161V47H164L165 50H166L167 52H168V50L170 51L171 49H174V48H172V47H169V42H168L167 40H165ZM160 46H159V47H160ZM208 46H207V50H208V48L211 49V46H212V45H211L210 47H208ZM223 46H222V47H223ZM228 46H229V45H228ZM232 46H233V45L231 44V46H230L229 48H231ZM243 46H244V44H243ZM248 46H249V45H248ZM256 46H257V45H256ZM256 46H255V48H256ZM258 46H259V45H258ZM192 47H190V48H192ZM225 47H226V46H225ZM238 47H239V46H238ZM251 47H252V46H251ZM260 47H261V46H260ZM149 48H150V47H149ZM149 48H148V51H151V49L149 50ZM164 48H163V49H164ZM216 48H217V46L215 47V49H216ZM220 48H221V47H220ZM220 48L217 49V53L219 52ZM240 48H243V49H244V48H246V47H245V46H244V47L241 46ZM152 49H153V46H152ZM158 49H159V48H158ZM160 49H161V48H160ZM192 49H193V48H192ZM221 49H223V48H221ZM231 49H232V48H231ZM154 50H155V49H154ZM200 50H201V49H200ZM202 50H203V49H202ZM202 50H201V51H202ZM213 50H214V49H213ZM224 50H225V48H224ZM226 50H227V49H226ZM236 50H237L236 53H238V50H241V49H236ZM248 50H249V49H248ZM256 50H257V49H256ZM259 50H260V49H259ZM146 51H147V50H146ZM146 51H145V52H146ZM172 51H176V49H175V50H171L170 52L172 53ZM189 51H190V50H189ZM197 51H196L195 54H198V53L200 52V51H198V52H197ZM210 51H212V50H210ZM214 51H215V50H214ZM221 51H222V50H221ZM234 51H235V50H234ZM246 51H247V50H246ZM246 51H242V50H241V53H242V52H246ZM161 52H162V51H161ZM190 52H191V51H190ZM205 52L208 53L206 50H205ZM222 52H224V51H222ZM230 52H233V51H230ZM248 52H249V51H248ZM253 52H254V50H253ZM104 53H105V52H104ZM154 53L156 54V51H155ZM163 53H164V52H163ZM171 53H170V54H171ZM174 53H175V52H174ZM177 53H178V52H177ZM200 53H201V52H200ZM211 53H212V52H211ZM211 53L209 52V55H210ZM215 53H216V52H214L213 54L215 55ZM227 53H228V52H227ZM236 53H235V54H236ZM251 53H252V51H251ZM251 53H250V54H251ZM149 54L152 55V53H150V52H149ZM164 54H165V53H164ZM172 54H173V53H172ZM175 54H176V53H175ZM175 54H173V57H174ZM178 54H181V53H178ZM204 54H205V53H204ZM213 54H212V56H214ZM218 54H219V53H218ZM218 54H217V56H218ZM233 54H234V53H233ZM243 54H244V53H243ZM243 54H241L240 56H242ZM146 55H147V54H146ZM150 55H149V56H150ZM166 55L168 56L169 54L167 53ZM205 55H206V54H205ZM205 55H204V56H205ZM229 55L232 56V54H230V53H229ZM238 55H239V54H237V56H238ZM248 55H249V53H248ZM254 55H255V54H254ZM259 55H260V54H259ZM152 56H153V55H152ZM167 56H166V57L164 56V57L166 58V60H167V58H168ZM177 56H178V55H177ZM181 56H182V55H181ZM181 56H180V58H182ZM190 56H191V55H190ZM192 56H194V55L192 54ZM192 56H191V57H192ZM200 56H202V55H200ZM200 56L193 57V58H198V57H200ZM204 56H203V57H204ZM212 56L210 55V57H212ZM217 56H216V57H217ZM220 56H221V53H220ZM223 56L226 57V55H223ZM235 56H236V55H235ZM240 56H239V57H240ZM244 56H245V55H244ZM249 56H250V55H249ZM251 56H252V55H251ZM105 57H106V56H105ZM153 57H156V55L153 56ZM161 57H162V55H161ZM173 57H172V58H173ZM208 57H209V56H207V58H208ZM210 57H209V58H210ZM253 57H254V56H253ZM100 58H101V57H100ZM159 58H160V57L158 56V59H159ZM175 58H176V57H175ZM204 58H205V57H204ZM204 58H203V59L201 58V59H202V60H205L206 58H205V59H204ZM209 58H208V60L210 61ZM212 58H213V57H212ZM212 58H211V60H212ZM223 58H224V57H223ZM223 58H220V60L223 59ZM226 58H227V57H226ZM226 58H225L224 60L227 61V60H228L229 58H231V57L229 56L228 59H226ZM243 58H244V57H243ZM251 58H252V57H251ZM140 59H141V58H140ZM176 59H177V61H179L178 58H176ZM176 59H175V61H176ZM182 59H183V58H182ZM198 59H199V58H198ZM198 59H197V61H198ZM214 59H215V57L213 58V60H214ZM246 59H247V57H246ZM248 59H249V58H248ZM259 59H260V58H259ZM259 59H258V57H257V59L255 58V60H257V62H258ZM146 60H147V58H146ZM151 60H152V57H151L150 61H151ZM154 60H155V59H154ZM154 60H152V62H154ZM156 60H157V59H156ZM164 60H165V59H164ZM170 60H172V59H170ZM208 60H206V61H208ZM215 60H216V59H215ZM234 60H235V58H234ZM234 60H233V61H234ZM238 60H239V58H238ZM142 61H144V59H142ZM148 61H149V59H148ZM162 61H163V59H162ZM162 61H161V62H162ZM172 61H173L174 63H176L174 60H172ZM172 61L170 62L171 65L174 64V63H172ZM180 61H182V60H180ZM183 61H184V60H183ZM183 61H182V62H183ZM191 61H192V60H191ZM206 61H203V62H204L203 65L205 64V68H207V67H206V65H207V62H206ZM222 61H223V60H222ZM228 61H229L230 64H231V61H230V60H228ZM233 61H232V62H233ZM243 61H244V59H243ZM158 62L160 63V60H159ZM165 62H166V61H165ZM195 62H196V61L193 59V63H194V65H195ZM205 62H206V63H205ZM210 62H211V61H210ZM218 62H220V61L218 60ZM218 62H217V64H218ZM246 62H248V63L250 62L249 65L247 64V65L250 67V64L252 63V61H248V60H246ZM259 62H260V60H259ZM105 63H106V60H105L104 62L100 61V65H103V64H105ZM143 63H145V61H144ZM156 63H157V62H156ZM156 63L154 64V66L156 65ZM183 63H185V62H183ZM183 63H179V62H178V64H181V67H183V66L186 67V65L183 64ZM190 63H191V62H190ZM200 63H202V62L199 61L197 64H200ZM213 63H214V62H213ZM222 63H223V62H222ZM224 63H225V62H224ZM238 63H239V62H238ZM241 63H243V62H241ZM147 64H148V63H147ZM149 64H150V63H149ZM152 64H153V63H152ZM167 64L169 65V63H167ZM182 64H183V66H182ZM230 64H229V65H230ZM245 64H246V63H245ZM256 64H257V63H256ZM100 65H99V67H100ZM105 65H107V64H105ZM135 65H136V64H135ZM138 65H139V64H138ZM141 65H142V63H141ZM144 65H145V64H144ZM159 65H161V63H160ZM168 65H164V66L167 67ZM175 65H176V64H175ZM200 65H201V64H200ZM203 65H201L202 68L204 67ZM208 65H209V63H208ZM212 65H213V64H212ZM218 65H219V64H218ZM222 65H224V64H222ZM226 65H227V64L225 63V66H226ZM238 65H239V64H238ZM238 65H237V66H238ZM240 65H241V64H240ZM133 66H134V65H133ZM136 66H137V65H136ZM147 66H148V65H147ZM147 66L144 67V68L147 69ZM156 66L158 67V64H157ZM173 66H174V65H172V67H173ZM177 66H178V65H177ZM179 66H180V65H179ZM179 66H178V68L176 67L175 70H173V68H175V67H173L171 72L174 71V73H175V72L177 71V72L175 73V76H176V77H178V76H182V77H178V78H181V84H179V85L181 86V85H182V82H183L182 80H184V82L187 83V81L189 80V77H190V76L187 77L188 80H187V78H186V80H187V81H186V80H185V76H186V75L184 74V73H185L184 68H181V67H180V69H179ZM188 66H191V64L188 65ZM192 66H193V65H192ZM192 66H191V68L194 69V66H193V67H192ZM213 66H214V65H213ZM219 66H221V65H219ZM219 66L217 67V65H216V66H215L216 68H215V67H212L211 64H210V67H208V68L210 69V68L212 67V68L218 69ZM225 66H224V67H225ZM230 66H234L233 63H232ZM235 66H236V65H235ZM237 66H236V67H237ZM243 66H245V65L243 64ZM253 66H254V62H253ZM253 66H252V67H253ZM99 67H98V68H99ZM152 67H153V66H152ZM169 67H170V66H169ZM227 67L229 68V66H227ZM236 67H235V69L238 70ZM245 67H246V66H245ZM245 67H243V68H245ZM255 67L257 68V71L260 69V68L258 69L257 66H255ZM98 68H97V70H98ZM140 68H141V67L139 66L137 69L139 70ZM149 68H150V67H149ZM158 68H161V67H158ZM170 68H171V67H170ZM186 68H187V67H186ZM191 68H190V70H191ZM199 68H200V66H199ZM202 68H201L200 70H202ZM205 68H203V69H205ZM208 68H207V69H208ZM225 68H226V67H225ZM232 68H234V67H232ZM232 68H229V70L232 69ZM240 68H241V67H240ZM135 69H136V68H133V70H135ZM141 69H142V68H141ZM141 69H140V70H141ZM177 69L181 70L180 72H182V73L184 72V73H183L184 75H180L181 73H179V75H178V70H177ZM182 69H183V71H182ZM207 69H206L207 72H210V71L212 70V69H211L210 71H208L209 69H208V70H207ZM219 69H220V68H219ZM235 69H232L233 72L235 71ZM100 70H101V69H100ZM144 70H145V69H144ZM144 70H143V71H144ZM156 70H157V68H156ZM158 70H159V69H158ZM185 70H186V69H185ZM190 70H189V72H187V73H190V75H191V74L194 73V72H190ZM195 70H196V66H195ZM213 70H214V69H213ZM221 70H222V69H221ZM223 70H224V69H223ZM223 70H222V71H223ZM225 70H228V69L226 68ZM229 70H228V72H227V71H226V72L229 73ZM241 70H242L241 73H244V72H243V69H241ZM143 71L141 70V73H142ZM192 71H193V70H192ZM206 71H204V72H206ZM215 71H216V70H215ZM239 71H240V70H239ZM244 71H246V70L244 69ZM247 71H248V70H247ZM247 71H246V72H247ZM252 71H253V73H254V70H253V69H252ZM259 71H260V70H259ZM146 72H147V71L145 70L144 73H146ZM150 72H151V69H150ZM150 72H149V73H150ZM152 72H153V71H152ZM152 72H151V74H152ZM201 72H202V71H201ZM216 72H217V71H216ZM216 72H214V73H216ZM218 72H219V74H220V71H218ZM218 72H217V73H218ZM236 72H237V71H236ZM101 73H102V72H101ZM187 73H186V74H187ZM210 73H211V75H212V72H210ZM223 73H224V72H223ZM230 73H231V70H230ZM241 73H240V74L237 73V74L239 75V77H240ZM247 73H249V71H248ZM253 73H251V71H250L249 74H253ZM256 73H258V72H256ZM151 74H150V76H151ZM176 74H177V75H176ZM196 74H197V73H196ZM196 74H194V75L192 74L191 77L196 76ZM206 74H207V73H206ZM206 74L204 75V77H203V75H202V77L205 78ZM231 74H232V73H231ZM259 74H261V72H259ZM141 75H143V74H141ZM148 75H149V74H147L146 76H148ZM211 75H208V79H206V78H205V79L200 78V75H199V78H200V80L202 79L203 81L208 80L207 83H209V82H210L209 79L211 78V77L209 78V76H211ZM221 75H223L222 72H221ZM228 75H229V74H228ZM244 75L248 76L246 73H245ZM244 75H243V76H244ZM254 75L256 76L257 74L254 73ZM136 76H137V75H136ZM150 76H149V77H150ZM154 76H155V75H154ZM161 76H162V75H161ZM183 76H184V79H183ZM197 76H198V75H197ZM215 76H216V75H215ZM215 76H214V77H215ZM234 76H235V75H234ZM234 76H233V79H234ZM243 76H242V77H243ZM250 76H252V75H250ZM230 77H232V76L230 75ZM236 77H237V76H236ZM242 77H240V79H242ZM133 78H134V77H133ZM135 78H136V77H135ZM137 78H142V77H139V76H138ZM150 78H151V81L156 82L155 80H156V78H158V77H156L155 80H154V77H150ZM150 78H148V79H149V82H150ZM178 78H176V79L178 80ZM194 78H195V77H194ZM216 78H217V80H218V79H219V76L217 75ZM216 78H215V79H216ZM228 78H229V76H228ZM237 78H238V77H237ZM237 78H236V79H237ZM243 78H245V77H243ZM247 78H248V77H247ZM124 79H126V77H125ZM124 79H123V80H124ZM196 79H197L198 81H197ZM229 79H230V78H229ZM236 79H235V81H236ZM240 79L238 78L237 80L239 81ZM123 80H122V83L124 84ZM136 80H137V79H135V81H136ZM145 80H147V77H146ZM157 80H159V78H158ZM174 80H175V78H174ZM190 80L193 81L194 79H193V78H190ZM190 80H189V82H190ZM200 80H199L198 78H195V81L198 82V84H196L197 87H196L194 84H192V81L190 82L192 85H189V82H188V88H189L190 86H191L192 88L195 86V87H194V91L197 90V89H195V88H198L199 91H201V92L203 91V89H204V91H205V89H209V88H203V87H202L203 89L199 88L201 85L205 84V82H203L202 80L200 81ZM217 80H216V81H217ZM219 80H220V79H219ZM231 80H232V79H231ZM247 80H248V79H247ZM247 80H246V81H247ZM257 80H259L258 77H257ZM126 81H128V79H127ZM135 81H134V82H135ZM142 81H143V80H142ZM142 81H140L141 85H142ZM199 81H200V82H203V84H200ZM214 81H215V80H214ZM241 81H242V83H243L244 79L241 80ZM246 81H244V82H246ZM248 81H249V80H248ZM128 82H130V80H129ZM143 82H144V81H143ZM145 82H146V81H145ZM149 82H148V83H149ZM154 82H153V83H154ZM158 82H160V80H159ZM179 82H180V80H179ZM229 82H230V80H229ZM239 82H240V81H239ZM100 83H101V82H100ZM119 83H120V82H119ZM122 83H121V85H122ZM140 83L137 82V84H138L139 86H140ZM148 83H147V85H146V88L149 86ZM151 83H152V82H151ZM161 83H163V82L161 81L160 83H158V84H160V87L158 86V87L160 88V89L158 88V89L160 90L159 93H161L160 96L158 95L159 99L161 98L160 100H162V97L164 96V94H163V96H161L162 93H163V92H161V91H162V89L164 88L163 86L165 85V83H164L163 86H161ZM186 83L184 84V85H186V87L184 86L185 89H187V84H186ZM193 83H194V82H193ZM207 83H206L205 85H203V86L206 87ZM210 83H211V82H210ZM215 83H219V84L216 86ZM215 83H214V86H216L217 88H219L220 85L222 84V81H221V83L218 82V81L215 82ZM233 83H234V82H233ZM233 83H232V82L230 83V85H232V86H230L229 89H230L231 87H233ZM235 83H237V82H235ZM101 84H102V83H101ZM125 84H126V82H125ZM130 84L132 85V83H129L128 85L130 86ZM133 84H135V83H133ZM137 84H136V85H137ZM145 84H146V83H145ZM154 84H155V83H154ZM158 84H157V85H158ZM211 84L213 85V82H212ZM211 84H210V87L212 86ZM112 85H113V84H112ZM193 85H194V86H193ZM208 85H209V84H208ZM208 85H207V87H208ZM236 85H238V84H236ZM236 85L234 84V89H235V91H236V88H235ZM240 85H243V84H241V82H240ZM240 85L237 86V89L240 88V87H239ZM244 85H246V88H247V85H249V82H247V83L244 84ZM244 85L241 87L240 90H242V88L244 87ZM252 85H253V84H252ZM104 86H105V85H104ZM152 86H153V85L151 84L150 87L152 88ZM214 86L212 87L213 89H211L212 91H214ZM221 86L223 87V85H221ZM253 86H254V85H253ZM113 87H115V86H113ZM122 87H123V85H122ZM122 87H121V89H122ZM125 87H126V86H125ZM125 87H124V88H125ZM127 87H128V86H127ZM141 87H142V86H141ZM141 87H140V89H141ZM238 87H239V88H238ZM249 87H252V86H249ZM254 87H255V86H254ZM256 87H257V86H256ZM256 87H255V88H256ZM102 88H103V87H102ZM104 88H105V87H104ZM129 88H130V87H129ZM129 88H125V89H128V91L126 90V93H125L126 95L128 94L127 92H131L130 90L133 89V88H135V87L132 86L131 89H129ZM144 88H145V85H144ZM144 88L142 87L141 90H143ZM151 88L148 87V89H150V90H151ZM154 88H156V87L153 86V90H155ZM161 88H162V89H161ZM168 88H169V87L167 86V88H165V89L168 91ZM179 88H180V87H179ZM182 88H183V87H181L180 89H182ZM220 88H221V87H220ZM244 88H245V87H244ZM244 88H243V89H244ZM252 88H253V87H252ZM257 88H258V87H257ZM257 88H256V92H257ZM110 89H111V88H110ZM135 89H137V88H135ZM185 89H184V90H185ZM200 89H201V90H200ZM221 89H226V90H227V88H225V87H223V88H221ZM221 89H219L220 91L216 92V93H218V94L220 93V94L218 95V97H217V94H216L215 92H214V93L216 94V96H215V94L212 95V92L210 91V89H209L208 91L211 92V95L208 94V93H210V92H208L207 94H208L209 97H211V98H212V96H213V98H214V96H215V97L218 98V100H220L221 97H223ZM248 89H249V88H248ZM101 90H103V89H101ZM141 90H140V91H141ZM159 90H158V91H159ZM176 90H177V89H176ZM240 90H238V92H240ZM259 90H261V89L258 88V92H260ZM107 91H108V90H107ZM135 91H136V90H135ZM135 91H133L134 93L132 92L131 94L135 95V93H137V91H136V92H135ZM140 91H139V94L141 93ZM145 91H146V89H145ZM158 91H155V92L157 93ZM163 91H164V90H163ZM177 91L180 92L179 89H178ZM189 91H192V92L195 94V92H194L193 90H191V88H190ZM189 91L186 90V92H189ZM199 91H198V92H199ZM216 91H217V90H216ZM227 91H228V90H227ZM231 91H232V88H231ZM242 91H243V90H242ZM244 91H245V90H244ZM244 91H243V93H239V94L243 95V94H244ZM246 91H247V90H246ZM248 91H249V93H250L251 90L249 89ZM248 91H247V92H248ZM93 92H94V91H93ZM118 92H119V90H118ZM152 92H154V91H152ZM164 92H166V91H164ZM175 92H176V91H175ZM181 92H182V91H181ZM183 92H184V91H183ZM183 92H182V93H183ZM192 92H191V93L189 92L190 95L192 94ZM201 92H199L200 94H195V95H196V96L201 95L202 98H203L204 96H205V97L207 96L206 93H205V94L202 93V94H204V95H202ZM206 92H207V90H206ZM223 92H224V91H223ZM253 92H254V90L251 91V94H252ZM256 92H255L254 94H257V95H258V93H256ZM108 93H112V92H108ZM142 93H143V91H142ZM142 93H141V94H142ZM147 93H149V90H148V92H146V94H147ZM166 93H167V92H166ZM169 93H170V95H173V97L170 96L171 99L173 98V100H174L175 98H178V99L182 100V95H183V94L180 95V96H181V98H180V97H175V96H174L176 93L173 94V92L171 93V91H169ZM169 93H168V94H169ZM224 93H225V92H224ZM227 93H229V91H228ZM249 93H248V94H249ZM260 93H261V92H260ZM260 93H259V94H260ZM139 94H136V95L138 96ZM144 94H145V93H144ZM144 94H143V96H144ZM177 94H178V93H177ZM177 94H176V96H177ZM179 94H181V93H179ZM225 94H226V93H225ZM229 94H231V92H230ZM232 94H234L233 91H232ZM235 94H236V93H235ZM237 94H238V93H237ZM237 94H236V95H233V96H236V97H237ZM239 94H238V95H239ZM105 95H106V94H105ZM111 95H112V94H111ZM119 95H120V94H119ZM129 95H130V94H129ZM129 95L127 96L128 98H129ZM136 95H135V96H136ZM150 95H151V93H150ZM152 95H155V93L152 94ZM187 95H188V93H187ZM226 95H227V94H226ZM241 95H239V96H241ZM246 95H247V94H246V92H245V95H243L244 98H245ZM252 95H253V94H252ZM257 95H256V97H257ZM95 96H97V95H95ZM95 96L92 97V98L95 99ZM106 96H107V95H106ZM109 96H110V95H108V97H109ZM131 96H132V95H130V97H131ZM137 96H136L135 98H137L138 100H140V99H139V96H138V97H137ZM141 96H142V95H141ZM146 96H147V99L149 98V100H150V101L148 102V100H147L146 98H144V99L147 100V101H146L147 103H150V104H151L152 100H153V101L155 100V98H154L155 96H154V97L149 96V95H146ZM148 96H149V97H148ZM184 96H185V95H184ZM184 96H183V98H184ZM196 96H194V97L196 98ZM219 96H221V97H219ZM239 96H238V97H239ZM247 96H248V95H247ZM110 97H111V96H110ZM123 97H124V96H123ZM185 97H186V96H185ZM187 97H189V95H188ZM194 97H193V98H190V99H191L190 101H192V99H194ZM198 97H199V96H198ZM209 97H206V98H207L206 101H207L208 99H210ZM224 97H226V96L224 95ZM227 97H228V96H227ZM227 97H226V98H227ZM238 97H237V98H238ZM252 97L254 98V95H253ZM92 98H91V99H92ZM132 98H134V97H132ZM140 98H141V97H140ZM163 98H164V97H163ZM170 98H169V100H171ZM199 98H200V97H199ZM217 98H216V99H217ZM219 98H220V99H219ZM226 98H225V99H226ZM239 98H240V97H239ZM241 98H242V97H241ZM244 98H243V99H244ZM246 98H247V97H246ZM91 99H90V100H91ZM93 99H92V100H93ZM108 99H109V98H108ZM151 99H152V100H151ZM156 99H157V95H156ZM185 99H186V98H185ZM200 99H201V98H200ZM223 99H224V98H223ZM227 99H229V98H227ZM234 99H236V98H235V97H234V98H231V100H233L234 104H232L233 102L231 103V101H230V103H231L232 106L234 105V107H235V106H237V105H236L237 103L235 102L236 100H234ZM243 99H242V100H243ZM96 100H97V99H96ZM96 100H95V101H96ZM132 100H133V99H132ZM135 100H136V99H135ZM138 100H137V102H138ZM163 100H164V99H163ZM173 100L170 101V102L172 103ZM183 100H184V99H183ZM197 100H198V99H197ZM197 100H196V102H197ZM93 101H94V100H93ZM98 101H99L100 103H101V102H104V101H101V98H99ZM118 101H119V100H118ZM141 101H142V100H141ZM141 101H140V102H141ZM144 101H145V100H144ZM144 101L141 102V103H139V106H138V105H136V106H137V107H140V104H141L142 106L140 107V109H143V110L145 111V108H142L144 105H147V104L144 103ZM156 101H157V100H156ZM165 101H166V100H165ZM167 101H168V100H167ZM167 101H166V102H167ZM175 101H177V100H175ZM185 101H186V100H185ZM188 101H189V100H188ZM213 101H214V99H213ZM226 101H228V100H225V102H226ZM237 101H238V100H237ZM240 101H241V100H239V103H242V104H243L244 101H241V102H240ZM127 102H128V101H127ZM129 102H130V101H129ZM166 102L163 103V104H165L164 106H166L165 108H167V107L170 106V104H169V105H168V104L166 105ZM214 102H215V101H214ZM216 102H217V100H216ZM223 102H224V101H223ZM104 103H105V102H104ZM109 103H111V102H109ZM142 103H144V105H143ZM152 103H153V102H152ZM167 103H168V102H167ZM173 103L175 104V102H173ZM173 103H172V104H173ZM181 103H182V102H181ZM188 103H189V102H188ZM188 103H187V105H188ZM190 103H191V102H190ZM197 103H198V102H197ZM218 103H221V102H217V105H218ZM228 103H229V102H228ZM228 103H226V104H227V107H228ZM89 104H90V103H89ZM96 104H97V103H96ZM96 104H95V105H96ZM129 104H131V106H132V103H129ZM137 104H138V103H137ZM150 104H149V106H152V104H151V105H150ZM154 104H155V102H154ZM159 104H160V103H156V104H155V105H156V108H155L156 111H158L157 107H158V108L161 107ZM191 104H192V103H191ZM224 104H225V103H224ZM242 104H240V105H242ZM95 105H94V106H95ZM155 105H153L152 107H154ZM157 105H158V106H157ZM161 105H162V104H161ZM179 105H180V104H178V106H179ZM238 105H239V104H238ZM92 106H93V105H92ZM94 106H93V107H94ZM182 106H183V105H181V107H182ZM223 106H225V105H223ZM96 107H97V106H96ZM128 107H129V105H128ZM152 107H151V108H152ZM173 107H175V109H176V106L173 105L172 108H173ZM186 107H187V106H186ZM209 107H211V105H210ZM227 107H226V108H227ZM239 107H240V106H238V108H239ZM241 107H242V106H241ZM97 108H98V107H97ZM107 108H108V107L106 106V110H107ZM151 108H147V109H150V110L152 111L153 109H151ZM170 108H171V107H170ZM179 108H180V106H179ZM179 108H178V109H179ZM183 108H184V106H183ZM226 108H225V109H226ZM232 108H233V107H232ZM94 109H95V107H94ZM155 109H154V110H155ZM180 109H181V108H180ZM180 109H179V110H180ZM190 109H191V107L189 108V110H190ZM75 110H76V109H74V111H75ZM96 110H97V109H96ZM130 110L133 111L132 109H130ZM143 110H142V111H143ZM154 110H153L152 112H154ZM165 110L167 111V109H165ZM165 110H164V111H165ZM191 110H192V109H191ZM235 110H236V108H235ZM239 110H240V109H239ZM99 111H101V110H99ZM104 111H105V110H104ZM128 111H129V110H128ZM131 111H129V112H131ZM148 111H149V110H148ZM156 111H155V112H156ZM164 111H163V112H164ZM166 111H165V113H166ZM170 111H171V110H170ZM180 111H181V110H180ZM237 111H238V110H237ZM95 112H96V111H95ZM95 112H94V113H95ZM101 112H102V111H101ZM101 112H99V113L97 112V113L95 114V117H94V120H95V121H96L95 118H97L99 115H101ZM105 112H106V111H105ZM149 112H150V111H149ZM149 112H148L147 114L150 116ZM152 112H150V113H152ZM159 112H161V110H160ZM167 112H169V111H167ZM182 112H184V110H183ZM107 113H108V110H107ZM156 113H157V112H156ZM156 113H155V114H156ZM145 114H146V113H145ZM155 114H154V116H155ZM159 114H161V113H159ZM96 115H97V117H96ZM157 115H158V114H157ZM157 115H156V116H157ZM151 116H153V115L151 114ZM156 116H155V118H154V117H153V118H154L155 120H157L156 118H158V117L160 116V117H159V121H160L161 115H158L157 117H156ZM194 116H195V115H194ZM105 117H106V116H105ZM146 117H147V115H146ZM99 118H101V116H99ZM107 118H108V115H107ZM162 118H163V115H162ZM162 118H161V119H162ZM194 118H195V117H194ZM194 118H193V119H194ZM92 119H93V115H92ZM92 119H91V120H92ZM97 119H98V118H97ZM98 120H99V119H98ZM103 120H104V118H103ZM103 120H102V121H103ZM106 120H107V119H106ZM106 120H105V121H106ZM89 121H90V120H88L87 122H89ZM161 121L163 122V119H162ZM161 121H160V122H161ZM87 122H86V123H87ZM96 122H97V121H96ZM96 122H95V123H96ZM93 123H94V122H93ZM97 123H99V125H97V126L100 127L101 121H100V122H97ZM84 124H85V123H84ZM102 124L104 125V123H102ZM106 124L109 125V124H108V121H106ZM86 125H87V124H86ZM88 125H89V128L92 127L91 124L88 123ZM94 125H96V124H94ZM94 125H93V128L96 127V126H94ZM103 125H102V126H103ZM107 125H105V126L107 127ZM257 125H259V123H258ZM105 126H104V127H105ZM109 126H110V125H109ZM259 126H260V125H259ZM259 126H258V127L256 126V127H257L256 129H257V130H259V129H258ZM85 127H86V126H85ZM106 127H105V128H106ZM110 127H111V126H110ZM110 127H109V128L107 127V128L109 129V133L112 131V128H111V131H110ZM132 127H133V126H132ZM134 127H135V125H134ZM253 127H255V125H254ZM102 128H103V127H101L100 129L102 130ZM173 128H175V127H173ZM83 129H84V131H83ZM86 129H87V128H86ZM97 129L100 130L99 128H97ZM133 129H134V128H133ZM178 129H180V128H177V130H178ZM87 130H88V129H87ZM92 130H93V133L95 132V136H96V134H97L96 132H97L98 130H96V128H95L96 131H95L94 129H92ZM101 130H100V131H101ZM172 130L175 132V131H176V128H175V130H174V129H172ZM249 130H252V129L250 128ZM90 131H91V130H90ZM103 131H104V129H103ZM113 131H114V132L111 133L112 135L115 133V130H113ZM116 131H117V130H116ZM119 131H120V130H119ZM119 131L116 132V134H117V133H120ZM164 131H165V130H164ZM170 131H171V130H170ZM179 131H180V130H179ZM179 131H176V132L178 133ZM82 132H83V135H81V138H82V136H83V138H84L85 134H86V136H87V133H86L85 128H82ZM82 132H81V134H82ZM84 132H85V134H84ZM87 132H89V130H88ZM166 132H167V131H166ZM166 132H165V133H166ZM171 132H172V131H171ZM100 133H102V132H100ZM237 133H239V131H238ZM167 134H168V133H167ZM169 134H172V133L169 132ZM173 134L175 135V133H173ZM114 135H115V134H114ZM114 135H113V138H114ZM117 135H118V134H117ZM117 135H115V136H117ZM107 136H108V138H109V135H107ZM164 136H165V138H167V137H166V134H165ZM164 136H163V137L161 136V139L164 138ZM168 136H169V135H168ZM172 136H173V135H172ZM237 136H238V134H237ZM102 137H103V139H104V138H105V135L102 136ZM102 137H101V135H100V138H102ZM169 137H171V135H170ZM174 137L177 138L178 136L176 135V136H173L172 138H174ZM238 137H240V136H238ZM83 138H82V139H83ZM87 138H88V137H86V139H87ZM90 138H91V137H90ZM111 138H112V136H111ZM165 138H164V139H165ZM241 138H243V137H241ZM84 139H85V138H84ZM105 139H107V137H106ZM105 139H104V141H106ZM109 139H110V138H109ZM109 139H108V140H109ZM177 139L179 140V138H177ZM243 139H244V138H243ZM87 140H88V139H87ZM90 140H92V138H91ZM108 140H107V141H108ZM111 140L113 141V140H115V138H114V139H110L109 142H111ZM165 140H167V139H165ZM93 141H94V139H93ZM93 141H91V145H92V146L97 145V146L94 147V148H97L98 146H100L99 144H94ZM115 141H116V140H115ZM181 141H182V140H181ZM181 141L179 142V144H181V146L184 147V145H185L186 142H185V140H184L185 143L182 145ZM236 141H237V143H238V139H237ZM236 141L234 142V140H233V142H232L233 145H234V143H235V145H237V144H236ZM239 141H240V140H239ZM92 142H93V143H92ZM242 142H243V141H242ZM95 143H96V142H95ZM102 143H103V142H102V140H101V148H102ZM113 143H115V142H113ZM239 143H240V142H239ZM93 144H94V145H93ZM107 144H111V143H107ZM240 144H241V143H240ZM91 145H90V146H91ZM111 145L113 146V144H111ZM108 146L111 147L110 145H108ZM114 146H116V145H114ZM173 146H174V147H173ZM173 146H172V147L175 148V145H173ZM179 146H180V145H179ZM179 146L177 145L178 148H179ZM103 147H104V145H103ZM172 147H171V148H172ZM182 147H181L180 149H182ZM240 147H241V145H239L238 148H240ZM243 147H244V149H245V146H243ZM98 148H99V147H98ZM231 148H232V147H231ZM236 148H237V147H236ZM238 148L236 149V152L239 151ZM109 149H110V148H108L107 150L109 151ZM113 149H114V148H113ZM232 149H233V148H232ZM234 149H235V148H234ZM234 149H233V152H234ZM241 149H242V153H240L241 151L238 152V153H240L241 156H242V154H243L244 151H243V148H242V147H241ZM241 149H240V150H241ZM111 150H112V149H111ZM167 150H168V151H166V152L169 153V149H167ZM173 150H174V149H173ZM175 150H177V148H175ZM182 150H183V149H182ZM237 150H238V151H237ZM112 151H113V150H112ZM177 151H178V150H177ZM177 151H175V152H177ZM209 151H211V150L209 149ZM236 152H234V153H236ZM168 153H167V154H168ZM230 153H232V150H231ZM230 153H229V154H230ZM74 154H75V153H74ZM74 154H73V155H74ZM93 154H94V153H93ZM93 154L91 155V153H90V155H91V159L93 158ZM175 154H176V153H175ZM227 154H228V153H227ZM227 154H226V155H227ZM232 154H233V153H232ZM232 154H231V156H232ZM240 154H238V155H240ZM90 155H88V156H90ZM169 155H170V154H168V156H169ZM218 155H219V154H218ZM220 155H221V154H220ZM220 155H219V160H220ZM222 155H224V154H222ZM235 155H236V154H235ZM71 156H72V155H71ZM75 156H76V154L74 155V157H75ZM170 156H171V155H170ZM170 156H169V157H170ZM228 156H230V155H228ZM228 156H227V157H228ZM236 156H237V155H236ZM65 157H66V156H65ZM74 157H72V160L74 159ZM77 157H78V156H76V158H77ZM223 157H225V156H223ZM223 157L221 158L220 161H222ZM227 157H225L226 159L224 158V159H225V162L223 161L224 163H223V162H221V163H223L224 166H225V163H227L226 166H227V168H228L229 165H228V162H226ZM234 157H235V156H234ZM234 157H233V156L231 157V159L233 158V159H232L233 161H234V159H236V158H234ZM242 157H243V156H242ZM18 158H19V157H18ZM57 158H58V157H57ZM57 158H56V159H57ZM76 158H75V160L72 162V164H73L74 162H75V164H77L76 161L79 160V159H76ZM84 158H85V157H84ZM87 158H88V157H86V159H87ZM94 158H95V156H94ZM217 158H218V156H217ZM58 159H59V158H58ZM58 159H57V160H58ZM68 159H70V160H69L70 162L72 161L71 158H70V156H68ZM68 159H67V162H68ZM88 159H89V158H88ZM88 159H87V160H88ZM95 159H96V158H95ZM37 160H38V158H37ZM37 160H36V161H37ZM59 160H60V159H59ZM65 160H66V159H64V161H65ZM87 160H86V161H87ZM238 160H239L240 162L243 161L242 163H244V160H243V159L241 160L240 157H239ZM38 161H39V160H38ZM64 161H61V160H60L59 162H64ZM89 161H91V160H88V162H89ZM92 161H93V160H92ZM92 161H91V162H92ZM220 161H219V163H220ZM228 161H230L229 157H228ZM235 161H236V160H235ZM239 161H236V162L240 163ZM41 162H42V161H41ZM41 162H40V163H41ZM70 162H69V163H70ZM78 162H79V161H78ZM95 162L98 163L97 161H95ZM95 162H94V163H95ZM236 162H235V164H234V162L232 163V161H231V163L234 164V167H235V166H238V164H237ZM245 162H246V161H245ZM42 163H43V162H42ZM57 163H58V161H57ZM94 163H93V164H94ZM221 163H220V164H221ZM242 163H241V164H242ZM67 164H68V163H67ZM75 164H74V165H71V166H70V164H69V166H68V165H65V166H63V168L66 167V169H64V170L67 172V166H68V169H70V170H71L70 167L73 166L72 169L74 168L75 170L80 171L79 169H80L81 166L79 165V166H80L79 169H76V168L74 167V166H76ZM220 164H219V165H220ZM241 164H240V165H241ZM244 164H245V163H244ZM60 165H62V163H61ZM94 165H95V164H94ZM98 165H99V163H98ZM101 165H102V164H101ZM101 165H100V166H101ZM219 165H218V166H219ZM230 165H231V164H230ZM58 166H59V165H58ZM100 166H99V167H100ZM221 166H222V165H220V168H223V167H224V166H223V167H221ZM231 166H232V165H231ZM241 166H242V168L244 167L243 165H241ZM241 166H240V168H241ZM61 167H62V166H60V168H61ZM76 167L78 168V166H76ZM86 167H87V166H86ZM94 167H95V166H94ZM238 167H239V166H238ZM58 168H59V167H58ZM63 168H62V169H63ZM81 168H82V167H81ZM218 168H219V167H218ZM227 168H226V170H227ZM235 168H236V167H235ZM240 168H239V169H240ZM24 169H25V171H26V168H24ZM82 169H83V168H82ZM230 169H231V168H230ZM230 169H229L228 171H230ZM233 169H234V168L232 167V171H230V172H233ZM237 169H238V168H237ZM237 169H235L236 172H237ZM257 169H258V168H257ZM257 169H256V170H257ZM22 170H23V169H22ZM70 170H68V171H70ZM19 171H21V170L19 169ZM19 171H18V172H19ZM23 171H24V170H23ZM25 171H24V172H25ZM41 171H42V169H41ZM41 171H40V172H41ZM65 171H64V172H65ZM73 171H74V170H72V173H73V175H75L77 172L74 171V172H75V174H74ZM82 171H83V170H82ZM220 171H223L222 173H224V168H223L222 170H218V174H219ZM18 172H17V174H18ZM27 172H28V171H27ZM27 172H26V173H27ZM34 172H35V171H33V174H34ZM35 173H36V172H35ZM43 173H44V175H45L46 171L43 172ZM72 173H71V174H72ZM79 173H81V172H79ZM83 173H84V172H83ZM86 173L89 174V172H86ZM86 173H84V175L89 177V175H86ZM220 173H221V172H220ZM21 174H22V173H21ZM27 174H28V173H27ZM41 174H42V173H41ZM69 174H70V173L68 172V175H69ZM93 174H94V173H93ZM218 174H217L216 176L219 177ZM233 174H235V178H236V174H238V173H235V172H234ZM233 174H232V175H233ZM77 175H78V174H77ZM77 175H76V176H77ZM81 175H82V177L84 176L83 174H81ZM91 175H92V174H91ZM225 175L228 177V172H227V174H225ZM225 175H223V176H222L223 178H222V179H219V180H223V179L225 178L224 182H227V179H226ZM230 175H231V174H230ZM232 175H231V176H232ZM239 175H240V174H238V176H239ZM18 176L20 177V175H18ZM30 176H31V175H30ZM38 176H39V174H38ZM47 176H48V174H47ZM76 176H75V177H76ZM95 176H96V175H93V177H95ZM220 176H221V174H220ZM231 176H230V177H231ZM19 177H18V178H19ZM22 177H23V176H22ZM22 177H21L20 179H23V178H24V180H25V178H26V180H27V178H28V177H26V176L23 177V178H22ZM68 177L70 178V176H68ZM71 177L74 178V176H71ZM82 177H81V178H82ZM91 177H92V176H91ZM230 177H229L228 179H233V177H231V178H230ZM30 178L32 179L33 177H30ZM72 178H71V180H72ZM89 178H90V177H89ZM235 178H234V179H235ZM241 178H243V177H241V175H240L239 178H236V179L239 180V179H241ZM28 179H29V178H28ZM82 179H83V178H82ZM90 179L92 180V178H90ZM94 179H95V178H94ZM94 179H93V180H94ZM217 179H218V178H217ZM236 179H235V180H236ZM32 180H33V179H32ZM219 180H217L218 185H219V182H220ZM257 180H259L258 177H257ZM72 181H74V179H73ZM218 181H219V182H218ZM228 181H229V180H228ZM27 182H28V180H27ZM33 182H34V181H33ZM41 182H42V181H41ZM74 182H75V181H74ZM76 182H77L78 184H80L81 181H77V177H76ZM76 182H75V183H76ZM83 182H84V180L82 181L81 185L83 184ZM230 182H231V181H230ZM232 182H233V181H232ZM4 183H6V182H4ZM7 183H8V182H7ZM7 183H6V184H7ZM48 183H49V182H48ZM77 183H76V184H77ZM94 183H95V180H94ZM36 184H39V182H38V183L36 182ZM42 184H44V182H43ZM45 184H46V183H45ZM45 184H44V185H45ZM69 184H71V183L69 182ZM220 184L222 185V184H224V183H220ZM226 184H228V182L225 183L224 185L226 186ZM232 184H233V183H232ZM232 184H230V185L228 184V185L231 186ZM39 185H40V184H39ZM46 185H47V184H46ZM49 185H51V184H49ZM228 185H227L226 188L229 187ZM236 185H237V184H236ZM236 185L234 184V186H236ZM6 186H9V184L6 185ZM41 186H42V185H41ZM47 186H48V185H47ZM47 186H46V188L48 189L49 187H47ZM97 186H98V184H97ZM234 186H232V188H235ZM237 186H239V185H237ZM50 187H53V186L51 185ZM71 187H72V186L70 185V189H71ZM98 187H99V186H98ZM6 188H7V187H6ZM38 188H39V187H38ZM42 188H44V186H43ZM217 188H219V187H217ZM39 189H40V188H39ZM44 190H46V189H44ZM48 190H49V189H48ZM230 190H232V189H230ZM39 191H41V190H39ZM62 191H63V190H62ZM218 191H219V190H218ZM232 191H233V190H232ZM234 191H235V189H234ZM258 191H259V190H258ZM258 191H257V192H258ZM37 192H38V191H37ZM41 192H42V195H43L44 192H43V191H41ZM47 192H48V191H47ZM205 192H206V191H205ZM233 193H234V192H233ZM258 194H259V192L257 193V195H258ZM46 195H47V194H46ZM3 196H4V195H3ZM40 196H41V195H40ZM40 196H39V197H40ZM258 196H259V195H258ZM47 197H48V196H47ZM43 198L45 199L44 195H43ZM100 198H102V197H100ZM46 199H47V198H46ZM216 199H217V201H218V197H217ZM54 200H55V198H54ZM41 201H43V200L41 199ZM41 201H40V202H41ZM38 202H39V201H37V203H38ZM58 202H59V201H58ZM85 203H86V202H85ZM29 204H30V203H29ZM38 204L41 205V203H38ZM38 204H36V206H37ZM58 205H59V203H58ZM218 206H219V205H218ZM218 206H217V207H218ZM38 207H39V205H38ZM30 208H31V204H30ZM50 208H51V207H50ZM75 208H76V207H75ZM46 209H47V208H46ZM51 209H52L53 212H54V209H53V208H51ZM76 209H78V208H76ZM34 210H35V209H34ZM56 210H59V208H56ZM70 210H71V209H70ZM70 210H69V211H70ZM72 210H74V212H76V213L79 212V211H77V210L75 211V209H72ZM72 210H71V213H73ZM40 211H41V210H40ZM47 211H48V209H47ZM48 212H52V211L49 210ZM56 213H57V212H56ZM79 213H81V212H79ZM255 213H257V212H255ZM34 214H35V213H34ZM49 214H50V213H49ZM57 214H58V213H57ZM57 214H55L54 216L57 217ZM59 214L61 215L60 210H59ZM59 214H58V215H59ZM73 214H74V213H73ZM73 214H72V216L75 217ZM77 214H78V213H77ZM81 214H82V213H81ZM225 214H226V213H225ZM50 215L53 216L52 214H50ZM50 215H49V216H50ZM78 215L80 216V214H78ZM61 216H62V215H61ZM72 216L69 217V219L72 218ZM253 216H255V215H253ZM39 217H40V216H39ZM59 217H60V216H58V218H59ZM255 217H256V218H259V216H255ZM41 218H42V216H41ZM43 218H46V217H43ZM75 218H76V217H75ZM42 220L45 221V219H42ZM46 220H47V219H46ZM71 220H72V219H71ZM77 221H78V220H77ZM258 221H259V220H257V224H258ZM72 222H73V220H72ZM257 227H259V226H257ZM98 231H99V230H98ZM70 246H71V245H69V247H70ZM70 250H71V249H70ZM57 255H58V253H57ZM5 257H6V256H5ZM40 258H41V257H40ZM48 258H49V257H48ZM44 260H45V259H44ZM47 262H48V261H47ZM47 262H46V263H47Z\"/></svg>",
  "mask_w": 264,
  "mask_h": 264
}]
</instances>
